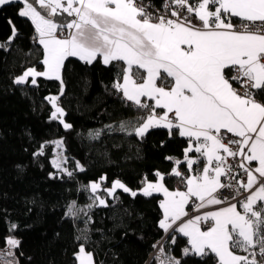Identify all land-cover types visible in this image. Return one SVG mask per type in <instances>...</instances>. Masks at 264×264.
Wrapping results in <instances>:
<instances>
[{
    "label": "snow or ice",
    "instance_id": "snow-or-ice-1",
    "mask_svg": "<svg viewBox=\"0 0 264 264\" xmlns=\"http://www.w3.org/2000/svg\"><path fill=\"white\" fill-rule=\"evenodd\" d=\"M12 2L0 0V5ZM15 2L23 4L18 15L27 17L38 34V42L43 46L44 71L30 67L14 83L26 84L31 77V84L36 85L37 78L44 77L63 84L61 70L68 57H78L87 64H92L98 56L103 58L104 65L123 62L126 67L122 82L117 80L113 88L122 92L123 98L137 110L147 111L143 123L135 128V135L143 137L152 128H165L169 136L178 133L189 138L184 162L196 174L185 176L176 167L170 173L181 177L186 191H170L159 172L155 173L157 182H146L141 190L144 196L163 193L158 227L164 233L171 230L187 238L189 247L182 250L183 255L214 254L218 264H261L264 260V182H261L264 179V0H164L163 9L170 11V17L175 19L158 15L160 9L151 11L152 0L147 4L144 0H34L45 14L30 0ZM64 13L73 19L67 23L54 19ZM232 18H239V30ZM65 28L68 35L60 38L58 33ZM15 35L16 28L12 25L9 42ZM137 75L142 83L137 82ZM168 78L174 80L170 88ZM144 97L154 103L144 102ZM45 99L55 109L50 118H59L65 128L71 127L62 119L64 111L57 105L58 97ZM157 109H162V114ZM56 144L59 147L61 142ZM44 147L41 145L34 155H42ZM191 152L206 160L202 171L193 168L199 158H191L188 155ZM53 163L60 167L58 161ZM175 163L180 165L182 161L177 159ZM239 172L245 174L246 181L237 179ZM90 187L95 193L100 183L94 182ZM118 188L131 191L116 180L107 189L109 196ZM240 189L249 194L237 203H230L242 195ZM131 195L135 197L137 192L131 191ZM193 197L198 203L192 202ZM96 199L100 205L107 206L105 200ZM190 203H194L196 212L212 205L227 206L196 215L174 228L177 221L188 216L186 207ZM201 222H211V226L202 228ZM172 242L176 243L175 235ZM5 243L9 249L7 255L13 256L11 249L18 248L20 242L6 238ZM237 250L246 254H237ZM160 251L164 252L163 246ZM2 256L0 253V264H11ZM74 257L77 264H94L93 254L84 245L79 246ZM159 264H180V261L166 258Z\"/></svg>",
    "mask_w": 264,
    "mask_h": 264
},
{
    "label": "trees",
    "instance_id": "trees-1",
    "mask_svg": "<svg viewBox=\"0 0 264 264\" xmlns=\"http://www.w3.org/2000/svg\"><path fill=\"white\" fill-rule=\"evenodd\" d=\"M162 3L152 0L155 5ZM22 7L15 0L0 5V247L7 246L6 238L18 240V248L12 251L19 264H77L74 253L80 245L93 254L94 264H159L166 258L180 264H216L214 254L183 255L189 245L178 232L165 236L161 259L150 256L155 242L165 234L158 227L161 196H144L138 188L145 180L155 179L157 172L170 188L181 180L170 173L177 159L182 161L178 165L182 173H187L183 161L186 137L169 136L165 128H152L143 137L134 130L117 128V121L132 119L136 126L147 115L113 88L123 74L122 62L104 65L97 57L87 64L68 57L61 70L62 88L60 80L44 77H38L36 85L31 79L15 84L14 79L27 67L43 68L42 47L32 39L35 27L18 15ZM54 19L67 23L73 17L64 13ZM12 25L16 35L9 42ZM51 94L58 95L57 104L71 127L50 118L53 107L45 98ZM59 137L70 164L80 165L71 166V176L51 161V140ZM41 145H45L43 154L34 155ZM116 178L137 195L118 188L112 196L106 194L107 206L95 203L88 207L89 182L99 179L100 191L106 193L104 188ZM73 202L79 209L70 214L68 206Z\"/></svg>",
    "mask_w": 264,
    "mask_h": 264
},
{
    "label": "crops",
    "instance_id": "crops-1",
    "mask_svg": "<svg viewBox=\"0 0 264 264\" xmlns=\"http://www.w3.org/2000/svg\"><path fill=\"white\" fill-rule=\"evenodd\" d=\"M22 9H23V7H22ZM238 21L237 22H240V20H239V18H236ZM63 31H64V34H60V33H58V35L60 36V38H66L67 37V35H68V32H69V30L67 29V28H65V29H63ZM41 47H42V51H43V46L41 45ZM77 58V57H76ZM98 58H100V60H102V62H103V58L102 57H99L98 56ZM42 60H43V58H42ZM123 63V62H122ZM124 67H126V65L123 63V69H124ZM28 68H30V67H27L25 70H27ZM24 70V71H25ZM37 71H44V66H43V68L42 69H40V70H38V69H36ZM23 71V72H24ZM140 72H143V70H139ZM133 72L135 73V72H137V69L135 68V66L133 67ZM23 74V73H22ZM21 74V75H22ZM166 75V74H165ZM20 76V75H19ZM61 77H62V72H61ZM122 77H123V74H122V76H121V78L119 79V82H122ZM29 79H31V77H29ZM136 79H137V82L138 83H142L143 81L139 78V76L137 75L136 76ZM160 82L158 81V84H159ZM174 83V80H172V78H168V87L170 88L171 86H172V84ZM63 87V84H61V88ZM121 93V95H122V97H123V94H122V92H120ZM57 97H58V95H57ZM142 100L144 101V102H146V103H154V102H152V101H149L146 97H144V98H142ZM130 102V101H129ZM132 103V102H131ZM162 112H163V110L162 109H157V113L158 114H162ZM143 123V120L140 122V123H138L136 126H134V124H133V122H132V119H124V120H120V121H117L116 123H115V125L117 126V128L118 129H121V130H128V131H131V130H134L135 131V128L136 127H139L140 126V124H142ZM124 125V127H123V129L121 128V125ZM187 139V146H186V148L188 147V144H189V138H186ZM185 148V149H186ZM191 158H199V161H202L201 162V164H200V166H193V168L194 169H198L199 171H202V169H203V167H204V165H205V163H206V160L203 158V157H200V154L199 153H195V152H191V153H189L188 154ZM183 161H184V157H183ZM185 163V166H187V164H186V162H184ZM253 166H255V162H253ZM174 167H176V168H178V170L182 173V169H181V167H179L178 165H175ZM161 173V172H160ZM162 174V173H161ZM194 174H196V172L195 171H189V169H188V167H187V173L185 174V176H189V175H194ZM146 182H152V183H155V182H157V177L155 178V179H149V180H145L144 181V183L142 184V186L140 187V188H138V190H142L143 188H144V186H145V184H146ZM261 182H264V179H263V181H261ZM163 183H164V185H165V187H167L170 191H174V190H177V189H179V190H182V191H186V186H185V184L182 186V187H177V186H173V187H168L167 185H166V183H165V181H163ZM176 183V182H175ZM258 186V185H257ZM254 190V189H253ZM142 192V191H141ZM153 193H157V194H159L161 197H160V203L164 200V196H163V193H159V192H153ZM249 193L248 192H246L243 196H241V198L240 199H238V200H242V199H244L247 195H248ZM192 202H194V203H198V201H196V199L193 197L192 198ZM194 203H190L187 207H186V210L188 211V213H189V211L191 210V209H193V206H194ZM230 203H237V202H234V201H230ZM224 206H227L226 204H221V205H212V206H209V207H207V208H205V209H201L200 210V212H196L194 215H190V214H188V216H185L184 218H182V220L181 221H177V223H176V225H174V228L175 227H178L181 223H183L184 221H186V220H188V219H191L192 217H194V216H196V215H200V214H202V213H204V212H208V211H214V210H217L218 208H220V207H224ZM160 210H161V212H162V209L160 208ZM238 210H241L240 208H239V205H238ZM242 211V210H241ZM161 218H162V216H161ZM210 226H211V224H210ZM209 226V227H210ZM170 232H171V230H170ZM88 252V251H87ZM237 254H240V255H245L244 253H238L237 252ZM216 264H218V258H217V263Z\"/></svg>",
    "mask_w": 264,
    "mask_h": 264
},
{
    "label": "rangeland",
    "instance_id": "rangeland-1",
    "mask_svg": "<svg viewBox=\"0 0 264 264\" xmlns=\"http://www.w3.org/2000/svg\"><path fill=\"white\" fill-rule=\"evenodd\" d=\"M50 96H57V95L51 94ZM58 106L60 108H62L60 105H58ZM54 110L55 109L53 108V111ZM62 119H63L64 123H66L65 120H64V117H62ZM51 141L53 142V150H54L53 151V155L51 157V161H53V162L54 161H58L60 163V167L59 168L55 167L56 169L62 170L64 172H68L69 173V172H71V166L72 167H77V168L80 167V165H79L78 162L75 163V164H73V165L70 164L71 161L69 160L68 155L66 154V151H65L64 146H63V143H62V139L60 137L59 138H54ZM57 141H60L61 142V144H60L59 147H57V144H56ZM116 180H119L121 183H123L125 185V183L122 180L116 178L114 181H116ZM94 182L100 183V188L95 193H93L91 191V187H90V185L92 183H94ZM112 183H111V185L106 186L104 188V191L106 192V193H104V192L100 191L101 188H102V183H101V181L99 179H97V180L94 179V180L90 181L89 184H88V187H89V191L91 192V194H90V200L88 201L89 203H87V204H89V205L90 204L92 205V204H95V203H98L99 204V200L96 199V197H99L100 199H103V200L106 201V194H108L107 189H110L112 187ZM70 206H71V209H72V211H71L70 214H73V213L78 212L79 206H77V204L70 203V205L68 206V211L70 209Z\"/></svg>",
    "mask_w": 264,
    "mask_h": 264
},
{
    "label": "built area",
    "instance_id": "built-area-1",
    "mask_svg": "<svg viewBox=\"0 0 264 264\" xmlns=\"http://www.w3.org/2000/svg\"><path fill=\"white\" fill-rule=\"evenodd\" d=\"M144 3L147 4L146 2H144ZM163 3H164V0H163ZM163 3H162L161 5H155V4H153V5H154V8H152V9H150V10H151V11H155V9H160V12L158 13V15H163V16H166L167 18H173V19H175L174 17H170V11H166L165 9H163V7H162ZM233 23L236 24V25L238 26V27H237V30H239V25H240L241 22H233ZM60 34H64V31L60 32ZM32 39L34 40L35 43L38 42V34H37L35 31L32 33ZM238 160H239V158H237V162H238ZM231 162H232V160H231V158H229V163H231ZM221 179L224 180L223 177H222ZM237 179H243V180L246 181V176H245V174H244L243 172H239V174L237 175ZM262 181H263V179H262ZM182 184H183V183H182V180H177L176 183H175V186H177V187H181ZM240 192L242 193V195L237 196L236 199L231 200V201L237 202L238 199H240L241 196H243V195L246 193V192H244L243 189H240ZM195 213H196V211H193V209H191V210L189 211V214H190V215H194ZM210 224H211V222H207V223H205V222H201V227H202V228L209 227ZM167 234H168V233H165V234L163 235L162 238L158 239V240L155 242L156 247H154V249L152 250V253H151L150 256H152V255H156V256H158L160 259L163 257V256H162V252L160 251V249H161V247L163 246V241H164L165 236H166ZM12 250H13V249H11V252L13 253ZM8 251H9L8 246L0 247V253H3L2 259H3L4 261H9V262H11V264H16V260H15L14 256H8V255H7V252H8Z\"/></svg>",
    "mask_w": 264,
    "mask_h": 264
}]
</instances>
